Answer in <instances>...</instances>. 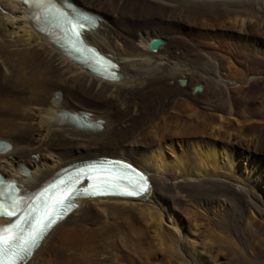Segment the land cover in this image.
I'll use <instances>...</instances> for the list:
<instances>
[{"label":"bare ground","instance_id":"1","mask_svg":"<svg viewBox=\"0 0 264 264\" xmlns=\"http://www.w3.org/2000/svg\"><path fill=\"white\" fill-rule=\"evenodd\" d=\"M55 1L98 16L85 38L119 78L75 62L36 7L0 0V173L31 193L121 158L152 188L79 200L23 264H264V0Z\"/></svg>","mask_w":264,"mask_h":264},{"label":"snow or ice","instance_id":"2","mask_svg":"<svg viewBox=\"0 0 264 264\" xmlns=\"http://www.w3.org/2000/svg\"><path fill=\"white\" fill-rule=\"evenodd\" d=\"M91 179V177H88ZM87 192V190H85ZM91 194V193H88ZM76 199L75 195H72L67 201H60L57 207L62 212L64 207L71 206V202ZM7 215L11 216L12 213ZM44 215L49 216L48 221H44L42 217L35 215H29L27 217H21L20 222L14 223L13 225L0 229V253L8 254L17 257V259H22V255H26L31 247H34L38 238H40L45 228L49 223L53 221L51 211L48 208L47 201L44 202ZM21 223L25 227H21ZM13 229L17 230V235H4L5 232H11ZM25 230L27 233L25 235ZM2 264V262H0Z\"/></svg>","mask_w":264,"mask_h":264},{"label":"rangeland","instance_id":"3","mask_svg":"<svg viewBox=\"0 0 264 264\" xmlns=\"http://www.w3.org/2000/svg\"><path fill=\"white\" fill-rule=\"evenodd\" d=\"M93 10L98 11L97 9H93ZM98 12H100V11H98ZM94 13H95V12H94ZM100 13L105 14L107 17H109L110 19H112V18H111L110 16H108L106 13H104V12H100ZM140 31H141V30H140ZM143 31H144V30H143ZM140 33H141V32H138V33H137L135 40L139 38V36H140L139 34H140ZM133 34L135 35L136 33L134 32ZM126 39H128V37H126ZM135 40H134V41H135ZM200 42H201V43H205L206 41H205L204 39H201ZM207 43H208V42H207ZM194 48H195V46H194ZM251 53L253 54V50H252ZM257 54H258V53H257ZM257 54H256V57L259 56V54H258V55H257ZM248 65H249V64H247L246 66L248 67ZM195 89H196V88H195ZM199 90H201V89H199ZM199 90H194V91L196 92V91H199ZM169 101H170V100L166 99V100H165V104H169ZM103 104H105V103H98V102H97V103H94V104H92V105H98V107H99V106H104ZM100 108H101V107H100ZM127 118H128V117H127ZM130 119H131V118H130ZM130 119H129V120H130ZM129 120H127L126 122H128ZM192 122H193V120L191 121V123H192ZM118 123H119V122H118ZM121 124H122V123H121ZM123 124H124V122H123ZM118 126H119V125H118ZM118 126H117V127H118ZM15 139H17L18 141H20V142H22V143H25V141H29V140L24 139V138H17V137H16ZM72 151H73V153H77V151H78V153H79V152L81 153V150H77V149H74V150L72 149ZM263 160H264V158H263ZM263 162H264V161H263ZM73 163H76V162H73ZM73 163H71V164H73ZM69 165H70V164H69ZM258 189H259V193L264 192V191H262V190H264V185H263L261 188H258Z\"/></svg>","mask_w":264,"mask_h":264},{"label":"water","instance_id":"4","mask_svg":"<svg viewBox=\"0 0 264 264\" xmlns=\"http://www.w3.org/2000/svg\"><path fill=\"white\" fill-rule=\"evenodd\" d=\"M163 44H164L163 40L157 38V39H154L150 42L149 48L151 51H157L159 49V47ZM180 83L185 84V81L180 80ZM199 89H200V87H196L195 90H199Z\"/></svg>","mask_w":264,"mask_h":264}]
</instances>
